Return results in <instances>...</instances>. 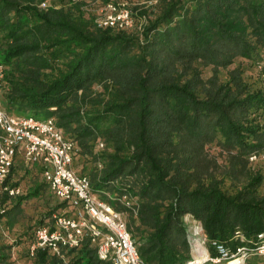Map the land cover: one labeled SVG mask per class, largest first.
<instances>
[{"label": "trees", "instance_id": "16d2710c", "mask_svg": "<svg viewBox=\"0 0 264 264\" xmlns=\"http://www.w3.org/2000/svg\"><path fill=\"white\" fill-rule=\"evenodd\" d=\"M119 2L135 27L97 28V5ZM263 58L264 0H0L1 106L54 120L75 144L72 168L122 214L145 264L193 260L186 215L209 255L213 241L234 248L237 232L264 234V164L248 160L264 149ZM5 184L23 187L0 196V264H111L88 238L30 257L35 229L71 211L40 167L17 158ZM45 195L54 206L15 227L24 204ZM13 227L21 232L8 241Z\"/></svg>", "mask_w": 264, "mask_h": 264}, {"label": "built area", "instance_id": "2783aa9c", "mask_svg": "<svg viewBox=\"0 0 264 264\" xmlns=\"http://www.w3.org/2000/svg\"><path fill=\"white\" fill-rule=\"evenodd\" d=\"M82 1L93 5L98 2ZM49 6L47 1L39 5L41 9ZM94 13V24L99 29L131 30L136 25L125 2L98 4ZM255 67L263 73L264 78V58ZM3 75L4 68L0 64V89ZM98 147L102 149L103 144L100 143ZM74 152L75 144L65 138L52 118L39 120L13 115L7 113L0 104V196L15 198L22 195L21 187L5 184L14 161L20 157L26 167H40V177L49 192L71 211V214H53L49 226L35 229L28 248L29 256L33 257L38 250L59 255L61 249L77 248L84 238H88L102 261L111 264H145L126 230L122 214L97 199L91 191L89 179L77 174L72 168ZM248 160L251 163L261 160L264 164V149L258 155H251ZM123 200L130 207L125 197ZM3 213L4 207L0 201V215ZM184 220H189L193 225L189 232L194 238V254L205 244V238L199 222L192 220L189 215ZM194 228H199V232L194 233ZM235 238L240 244L234 248L217 241L211 242L214 255L204 252L207 257L204 263L245 264L251 257L264 256L263 233H259L254 241L246 240L239 232L235 233ZM194 260L196 258L193 256L192 262Z\"/></svg>", "mask_w": 264, "mask_h": 264}, {"label": "rangeland", "instance_id": "374dc122", "mask_svg": "<svg viewBox=\"0 0 264 264\" xmlns=\"http://www.w3.org/2000/svg\"><path fill=\"white\" fill-rule=\"evenodd\" d=\"M241 66L243 67V69H248V67L245 66L244 64H242ZM207 73L208 72H205V74H207ZM222 73H225V71H223ZM18 159L21 160L20 157ZM40 179H41V177H40ZM20 181H21V184H23V185L24 184L25 185H31L32 184V179L30 177L29 178L28 177H25L23 180L21 178ZM22 187L23 186H21V188ZM56 202H57V200L54 197L47 196V195L42 196L41 199H36V200H30V201H28L22 207V211L20 212V214L18 216V219H17L19 222L15 225V227L20 228L21 223H26V222L28 223L30 221H31L30 223H33L35 220H37L40 217V215L42 213H44V211H46V209L48 207V204L53 207ZM56 213H58V212H56ZM186 223L189 224L188 225V232H189V231H191V228H192L193 225L191 223H189V220L186 221ZM15 227H13L14 232H7V235L9 236V238H8L9 240L8 241L14 240V238L21 232V231L16 232V228ZM201 253H202V251L198 249V250H196L194 252L193 256L197 259L198 257H196V256L198 254L200 255ZM203 254H205V253L203 252ZM205 261H203L202 263H204ZM193 264H201V263H193ZM247 264H264V258H262V257H256V256L255 257H251L248 260Z\"/></svg>", "mask_w": 264, "mask_h": 264}, {"label": "bare ground", "instance_id": "6f19581e", "mask_svg": "<svg viewBox=\"0 0 264 264\" xmlns=\"http://www.w3.org/2000/svg\"><path fill=\"white\" fill-rule=\"evenodd\" d=\"M193 232H194V233L199 232V228H194V229H193ZM199 250L202 251V255H200V257L197 258L194 262H192V261L189 262V264H193V263H202L203 261H205V260L207 259L206 255L203 254L204 251L202 250V248L199 247Z\"/></svg>", "mask_w": 264, "mask_h": 264}, {"label": "crops", "instance_id": "0c3cea01", "mask_svg": "<svg viewBox=\"0 0 264 264\" xmlns=\"http://www.w3.org/2000/svg\"><path fill=\"white\" fill-rule=\"evenodd\" d=\"M255 257V256H254ZM256 257H262V258H264V256H256Z\"/></svg>", "mask_w": 264, "mask_h": 264}]
</instances>
